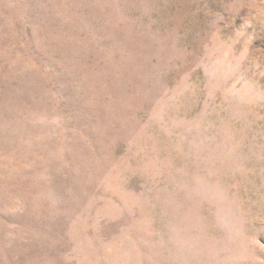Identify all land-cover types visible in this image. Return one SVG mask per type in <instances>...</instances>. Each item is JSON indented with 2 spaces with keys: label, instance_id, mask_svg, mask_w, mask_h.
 <instances>
[{
  "label": "rangeland",
  "instance_id": "rangeland-1",
  "mask_svg": "<svg viewBox=\"0 0 264 264\" xmlns=\"http://www.w3.org/2000/svg\"><path fill=\"white\" fill-rule=\"evenodd\" d=\"M0 264H264V0H0Z\"/></svg>",
  "mask_w": 264,
  "mask_h": 264
}]
</instances>
